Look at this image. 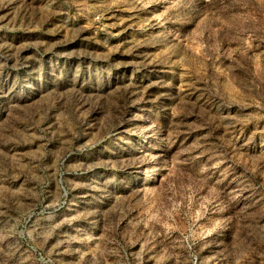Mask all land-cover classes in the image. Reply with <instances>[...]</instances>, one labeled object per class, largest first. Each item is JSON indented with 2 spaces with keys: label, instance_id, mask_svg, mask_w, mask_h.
Returning a JSON list of instances; mask_svg holds the SVG:
<instances>
[{
  "label": "rangeland",
  "instance_id": "374dc122",
  "mask_svg": "<svg viewBox=\"0 0 264 264\" xmlns=\"http://www.w3.org/2000/svg\"><path fill=\"white\" fill-rule=\"evenodd\" d=\"M0 264H264V0H0Z\"/></svg>",
  "mask_w": 264,
  "mask_h": 264
}]
</instances>
